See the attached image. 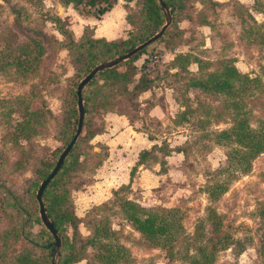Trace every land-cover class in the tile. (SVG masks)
I'll use <instances>...</instances> for the list:
<instances>
[{
	"label": "rangeland",
	"instance_id": "obj_1",
	"mask_svg": "<svg viewBox=\"0 0 264 264\" xmlns=\"http://www.w3.org/2000/svg\"><path fill=\"white\" fill-rule=\"evenodd\" d=\"M139 2L126 3L135 10ZM64 6L59 0H0V264H15L23 255L32 259L40 252L28 248L17 231L18 210L8 203L6 189L28 204L27 194L37 182L35 163L53 161L63 146L56 136L65 114L62 105L82 66L78 62L82 56H73L72 61L62 46L68 36L59 30H70ZM182 11L165 38L153 41L138 57L140 62H136L138 58L134 61L138 65L146 60L144 71L152 80L145 92L134 97L114 93L107 104L129 122L138 121L147 136L184 147V152L171 158L174 162L166 174V160L159 162L161 150L152 149L145 156V166L165 173L142 184L145 188L130 186L129 181V186L117 187L108 199L85 203L75 230L68 217L61 234L84 242L99 224L103 241L124 248L113 264H206L212 244H222L217 239L224 237L228 246L215 248L212 264H264V150L250 158L248 169L242 171L240 166L230 167L227 160L233 141L219 144L214 136L240 116L235 110L244 111L251 126L264 123V0H208L204 5L189 0ZM28 42L37 46L33 52L26 51L31 54L26 62L22 45ZM194 54L204 59L202 71L217 69L219 58L231 59L239 71L255 80L246 82L243 89L235 81L230 95L204 92L189 85L190 75L203 76L196 63L188 60ZM12 58L22 59V64H13ZM137 77L138 73L126 84L128 89ZM142 97H150L149 102ZM154 103L158 105L154 114H147ZM183 107L192 111L180 120ZM94 112L84 132L95 133L80 142V165L67 174V187H73L71 201L74 191L92 181L94 169L106 154L105 146L94 136L103 130L102 115L107 111L96 104ZM28 113L32 115L29 119ZM177 129L179 134L174 135ZM121 198L157 209L178 206L179 227L169 234L173 239L165 246L146 239L124 218ZM30 209L36 219L26 228L37 233L44 226L37 209ZM232 249L241 251L235 254ZM97 250L94 244L85 245V257L72 264H99Z\"/></svg>",
	"mask_w": 264,
	"mask_h": 264
},
{
	"label": "trees",
	"instance_id": "obj_2",
	"mask_svg": "<svg viewBox=\"0 0 264 264\" xmlns=\"http://www.w3.org/2000/svg\"><path fill=\"white\" fill-rule=\"evenodd\" d=\"M59 1L64 4L70 3L72 7L81 10L84 14L98 16L110 8L115 0ZM127 1L130 0H124V16L126 22L129 24V28L127 29L124 38L105 39L103 37H94L88 27L82 29L78 38H74L71 32H69L70 30L68 31L65 28H60L59 30L62 35L68 36V39L62 44V46L67 50L68 56H70L72 61L73 56H82V60L78 61L82 65L79 68L80 74L77 75L74 84L66 92V102L65 105H62V108L64 106L65 114L58 126V133H60V135L56 134V136L58 139L62 140L63 146L72 136L76 126L77 111L74 90L78 80L96 63L120 55L152 35L164 22V17L161 11L162 8L160 7L158 0H141L135 10L126 3ZM187 1L189 0H162L164 6L170 12L171 22L154 41H161L165 38L171 24H174L180 16V13L184 14L182 10L186 6ZM196 1L201 5L208 2V0ZM202 23L207 24L206 21H202ZM35 42L38 44L37 41ZM152 42L145 45L139 51L120 63L98 71L81 89L84 116L80 133L75 143L67 152L56 173L46 183L41 193L45 212L60 237V246L57 251L52 249L53 237L46 228L42 227L37 233H32L30 232V229L26 228L30 225L32 220L36 219L34 217V211L30 209L31 207L37 209V203L34 199L35 189L39 181L45 177L51 169L55 159L53 161H46L45 159L38 160V162L35 163L37 182L27 194L29 197L28 204L20 202L13 193L6 189V192L9 193L8 203L18 210L17 220L20 229H17V231L24 241L28 243V248H36L40 251L32 259L27 258L26 255L20 256L15 264H51L52 260L55 261V264H72L73 261L85 257L84 246L87 244H94V247L98 248L95 252V257L98 259L99 264H113L118 258V254L121 255L123 253L124 248L120 243H111L109 240L103 241L105 235L100 233L103 227L99 224L94 226L91 236L86 237L84 242L77 243L75 240H69L66 235L63 236L61 234L63 223L68 222V217L72 220L70 225L73 230H75L77 221L79 220V217L72 211L73 203L69 199V193L73 187H67V174L69 170H73L80 165V161L78 160V155L80 150H82L79 146L80 142L85 139V137L90 138L92 134L95 133L93 131L90 132V129H85L84 132L85 125L89 122V118L95 114V105L99 104L100 106H103L104 111L116 112L115 109H111V105L109 106L107 104L110 102L109 96L118 93L117 95H123L125 97L129 95L134 97L138 92L146 89L151 83V77L147 76L144 71L146 60L144 59L138 65H136L134 61L140 56V54L146 51L148 45ZM38 45L41 50L42 47L40 43ZM22 46L24 48V60L29 62L27 60L30 59L31 54L26 53V51L33 52L37 45H34V42H28ZM19 57H22L21 52ZM187 57L188 56L185 55L183 58H186L187 61ZM188 60L195 62L196 69L201 70L200 75H203H190L189 85L195 86L204 92L218 91L226 92L230 95L234 90L233 84L235 81L238 82L241 89H243V85L246 82L255 80V78L248 77L247 73L239 71L231 59L230 61L224 58L217 59L215 62L217 64V69L208 71H202L206 68L205 64H203L204 59H202V57L194 54L193 57L191 55V59L188 58ZM10 61H7V63H10ZM13 64H22V59L14 58ZM121 66L122 68H120ZM136 73H138V77L132 84L131 88L128 89L126 84L132 81V78ZM188 111L192 110L189 107H183L179 112V119L185 120ZM234 113L236 115L240 114V116L235 118L234 122H232L229 127L215 132L214 136L217 137L215 140L219 144L227 141H230L231 143L233 141V145L230 146L229 151L226 153L227 160L230 163V167L240 166V169L245 171L248 169L249 159L264 150V123L259 122L258 126H251L244 111L239 112L235 110ZM28 114L29 116L27 118L29 119L32 115L31 113ZM152 149L161 150L163 155L169 154L171 151L183 153L185 150L184 147L178 145L169 146L164 139L160 140L159 144L153 143L149 149H141L137 154V159L129 169L130 180L136 172L137 166L144 163L145 156ZM159 162L163 164L164 160L160 159ZM241 163H244V165H241ZM125 186H129V184H120L118 188H123ZM116 189L112 191V194H115ZM120 207L124 213L126 221H128L130 225L139 231L146 239L158 245L165 246L170 239H173V237L169 235L170 230L179 227V223L176 220L179 218L181 209L178 206H161L157 209L141 205L134 199L121 198ZM220 240H223L224 242L226 237L223 239H217V241ZM223 242L222 244L224 245L225 243ZM95 243L97 244L95 245ZM220 244L215 245V242L212 244V248L206 255V264H212L213 251H215V248L220 246ZM224 246L228 245L225 244ZM232 250H235L233 251L235 254H238L241 251L240 249ZM24 259L26 260L25 262H23Z\"/></svg>",
	"mask_w": 264,
	"mask_h": 264
},
{
	"label": "crops",
	"instance_id": "obj_3",
	"mask_svg": "<svg viewBox=\"0 0 264 264\" xmlns=\"http://www.w3.org/2000/svg\"><path fill=\"white\" fill-rule=\"evenodd\" d=\"M123 2L124 0H115L110 8L98 16L84 14L81 10L72 7L70 3L65 4L63 12L64 15L69 14L67 17L69 28L74 38L80 35L83 27H88L94 37L124 38L129 24L125 20ZM139 59L136 60L137 63L140 62ZM149 98L142 97L141 99L146 103L149 102ZM156 107L158 105L154 103L146 111L147 114H154ZM102 117L103 130L97 132L94 137L105 146L106 154L94 169L92 181L84 189H77L72 194L73 212L76 216H80L79 211L86 206L85 203L91 205L108 199L112 196V191L120 184L130 181V186L138 185L145 188L148 180L159 178L158 173L169 174L171 168L169 165L174 162L171 158L175 156L173 159H176V156L181 153L171 151L169 154L162 155L163 160H166L165 164H168L165 172L156 171L157 173H155L148 170L144 163H141L137 166L134 178L130 180L129 169L137 159L138 152L141 149H149L153 143L159 144V140L154 135L147 136L136 124L138 121L129 122L121 113L107 111ZM179 131L180 129H177L172 133L178 135ZM167 144L171 146L169 143Z\"/></svg>",
	"mask_w": 264,
	"mask_h": 264
},
{
	"label": "water",
	"instance_id": "obj_4",
	"mask_svg": "<svg viewBox=\"0 0 264 264\" xmlns=\"http://www.w3.org/2000/svg\"><path fill=\"white\" fill-rule=\"evenodd\" d=\"M160 7L162 8V10H164L165 13V20L164 22L161 24V26L149 37H147L146 39H144L143 41L139 42L138 44L134 45L131 49H129L128 51L114 56L110 59L101 61L96 63L93 67H91L89 69L88 72H86L77 82L76 86H75V98H76V111H77V119H76V126H75V130L72 134V136L70 137V139L68 140V142L62 147V149L60 150V152L58 153L51 169L48 171V173L45 175V177H43L36 189H35V193H34V198L35 201L37 203V212H38V216L40 221L42 222L43 226L49 231V233L52 235L53 237V245H52V249L53 250H58L59 246H60V237L57 234L55 228L53 227L51 221L49 220L45 209H44V204L42 202L41 199V193L43 191V188L45 187L46 183L54 176V174L56 173L57 169L59 168L61 162L63 161L64 157L66 156L67 152L70 150L71 146L75 143L80 130H81V126H82V121H83V116H84V107H83V102H82V98H81V89L82 87L92 78L93 75H95L98 71L104 69V68H108L110 66L116 65L118 63H120L121 61H123L124 59L128 58L129 56H131L132 54L136 53L137 51H139L142 47H144L145 45L149 44L150 42L154 41L155 39H157L161 33L163 32V30L168 26V24L170 23L171 20V15L169 10L164 6L162 0H158ZM51 264H55V261L52 260Z\"/></svg>",
	"mask_w": 264,
	"mask_h": 264
},
{
	"label": "built area",
	"instance_id": "obj_5",
	"mask_svg": "<svg viewBox=\"0 0 264 264\" xmlns=\"http://www.w3.org/2000/svg\"><path fill=\"white\" fill-rule=\"evenodd\" d=\"M155 57V56H154ZM152 60V59H151ZM153 60H155V59H153ZM150 65V64H149ZM148 64H147V67L149 66Z\"/></svg>",
	"mask_w": 264,
	"mask_h": 264
}]
</instances>
